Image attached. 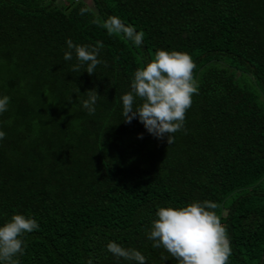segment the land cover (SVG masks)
<instances>
[{
	"label": "trees",
	"instance_id": "trees-1",
	"mask_svg": "<svg viewBox=\"0 0 264 264\" xmlns=\"http://www.w3.org/2000/svg\"><path fill=\"white\" fill-rule=\"evenodd\" d=\"M109 16L143 31V43L93 23ZM67 39L101 41L107 67L71 71ZM157 49L196 64L198 94L171 144L122 117V95ZM89 90L99 94L91 115ZM5 95L0 225L15 213L40 225L19 264H135L109 241L145 264H177L147 237L156 211L205 200L219 205L229 264H264V0H0Z\"/></svg>",
	"mask_w": 264,
	"mask_h": 264
},
{
	"label": "clouds",
	"instance_id": "clouds-1",
	"mask_svg": "<svg viewBox=\"0 0 264 264\" xmlns=\"http://www.w3.org/2000/svg\"><path fill=\"white\" fill-rule=\"evenodd\" d=\"M90 11V8L82 7L79 15ZM93 23L106 29L109 36L122 34L134 45L143 43V31H136L134 26L126 25L117 16H109L103 23L99 20ZM66 44L68 50L64 52V60H71L74 50L78 61L71 71L79 73L86 65L84 70L92 75L98 65L107 67V62L98 58L104 47L101 41H96L95 45H80L67 39ZM195 68L196 64L189 53L157 49L149 61L137 67L131 90L121 97L123 120L131 123L134 118L138 119L148 133L158 139L166 137L167 144L173 143L172 134L184 129L192 96L198 94ZM98 96L95 90H89L88 98L82 102L90 115L95 113ZM9 99L6 95L0 97V113L7 111ZM5 135L0 131V139ZM218 207L217 203L208 200L192 201L180 207H159L157 218L152 221L147 234L148 239L153 241L152 247H162L177 264H229L232 247L227 228L215 211ZM39 227L32 216L19 213L0 225V264H19L18 257L23 255L26 247L25 234ZM106 247L118 258L135 264L146 262V257L135 248H124L114 241H109ZM167 259L168 256H161L162 261ZM88 264H92L91 259Z\"/></svg>",
	"mask_w": 264,
	"mask_h": 264
},
{
	"label": "rangeland",
	"instance_id": "rangeland-1",
	"mask_svg": "<svg viewBox=\"0 0 264 264\" xmlns=\"http://www.w3.org/2000/svg\"><path fill=\"white\" fill-rule=\"evenodd\" d=\"M88 4H92V0H85Z\"/></svg>",
	"mask_w": 264,
	"mask_h": 264
}]
</instances>
